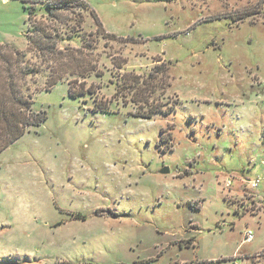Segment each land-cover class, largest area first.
I'll return each mask as SVG.
<instances>
[{
	"label": "rangeland",
	"instance_id": "rangeland-1",
	"mask_svg": "<svg viewBox=\"0 0 264 264\" xmlns=\"http://www.w3.org/2000/svg\"><path fill=\"white\" fill-rule=\"evenodd\" d=\"M84 1L58 43L92 41L80 77L28 50L27 9L0 0L45 115L0 151V264H264V0Z\"/></svg>",
	"mask_w": 264,
	"mask_h": 264
},
{
	"label": "trees",
	"instance_id": "trees-1",
	"mask_svg": "<svg viewBox=\"0 0 264 264\" xmlns=\"http://www.w3.org/2000/svg\"><path fill=\"white\" fill-rule=\"evenodd\" d=\"M20 1L23 3V7L27 9L28 12V27L25 33L28 50L35 52L39 57H43V59H57V61L60 62V66L64 65L67 69L65 72L70 74H78L77 76L86 77L92 73L93 68H87L88 61L85 60V54L87 53L86 49L88 50L92 47V41L84 38L85 36H81V38L83 37L82 43L76 47L75 50H70L68 54L65 53L64 49H61L58 46V43L61 40L71 37V34H80L79 30L83 22V14L78 13V19H76L73 25L67 23L66 16L68 13L73 12L76 9L80 11H89V6L86 1ZM43 2L47 4V15H42L41 18H37L34 7L36 4ZM90 13L92 14L96 24V31L100 32V30L103 29L101 22L93 10H90ZM60 24L64 27L60 26ZM101 34L103 38H120L113 33L105 31L104 29ZM0 67L4 70L3 75H0L1 151L22 136L29 127L38 125L41 121H43L45 119V115L42 112L37 113L32 110L33 93H27L23 88V81L25 83L28 74L39 72L30 63V60L26 59V53L8 43L0 44ZM64 73L63 71L62 73L58 71L52 72V74L48 77L49 81H47L48 84L45 90H48L61 80ZM80 85H82V81H80ZM73 88H76V90ZM87 89L90 90V87L86 88L84 86L78 88L73 85V82L69 81V90L71 94H74L77 91L85 92Z\"/></svg>",
	"mask_w": 264,
	"mask_h": 264
},
{
	"label": "built area",
	"instance_id": "built-area-1",
	"mask_svg": "<svg viewBox=\"0 0 264 264\" xmlns=\"http://www.w3.org/2000/svg\"><path fill=\"white\" fill-rule=\"evenodd\" d=\"M260 180L261 179L259 177L254 179V180H248V184L250 185L251 188H256L258 186V183L260 182ZM243 240L245 242H250L253 240V233L251 230H248L245 232ZM236 258H237V256H235L234 262L232 261V264H243L241 262H236V260H235ZM246 258H248V257H246ZM215 262H216V260L213 261L212 264H215Z\"/></svg>",
	"mask_w": 264,
	"mask_h": 264
},
{
	"label": "water",
	"instance_id": "water-1",
	"mask_svg": "<svg viewBox=\"0 0 264 264\" xmlns=\"http://www.w3.org/2000/svg\"><path fill=\"white\" fill-rule=\"evenodd\" d=\"M162 172H163V173H167V172H168V168L165 167L164 169H162Z\"/></svg>",
	"mask_w": 264,
	"mask_h": 264
},
{
	"label": "crops",
	"instance_id": "crops-1",
	"mask_svg": "<svg viewBox=\"0 0 264 264\" xmlns=\"http://www.w3.org/2000/svg\"><path fill=\"white\" fill-rule=\"evenodd\" d=\"M4 1V0H3ZM6 1H8V0H6Z\"/></svg>",
	"mask_w": 264,
	"mask_h": 264
}]
</instances>
